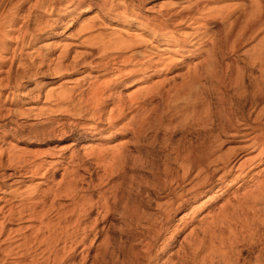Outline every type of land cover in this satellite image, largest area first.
Masks as SVG:
<instances>
[{
    "label": "bare ground",
    "instance_id": "6f19581e",
    "mask_svg": "<svg viewBox=\"0 0 264 264\" xmlns=\"http://www.w3.org/2000/svg\"><path fill=\"white\" fill-rule=\"evenodd\" d=\"M64 1L66 2L64 7H60L59 5L58 8L70 14L82 10V6H84L86 0ZM99 1H103L105 3L102 2L104 6ZM228 1H235L237 3L224 7L215 6L213 8L211 6V4H221ZM106 2L104 0L93 1L94 5L102 8L103 11L106 10L107 12L105 13L114 22L121 24L120 27H116L117 29H112L115 31H112V34L110 33L111 35L106 31L104 33H107V35H100L102 34L100 33L98 34L99 36L95 35L97 37H91L93 34H96L97 28L102 24L98 25L95 23L94 25L92 23L93 25H90L88 23L89 25H82L78 31L77 44H80H76L80 48L86 49L85 53H81L82 51L80 52L81 54L77 52L78 55L76 53V56L71 60L72 52L69 48L71 45L69 44V46L66 45L62 48L60 54L54 59L55 61L52 59L54 62L50 61V63L46 60L48 58L45 59L46 55H43V52H39L40 50L37 51L39 53V56H37L41 58L38 65V67L40 66V72L41 68L46 65L48 66V71L45 72H49L48 75L51 76L50 81H41L42 87L45 88V86L55 84L54 82L58 80H66L67 82V79L75 76L78 77V75H82L83 77H79L74 86H63V83L61 85L63 87L61 88L60 86L61 89H56L57 91L53 90L51 92L47 91V105L45 109H41L38 112L34 110L11 111L7 114V117L16 115L21 118L34 117L35 120L42 118L44 120H41L39 124L34 126L36 127L33 130L34 139L46 140L47 138L53 137V140L60 142L73 140L75 146V142L84 140L87 135L92 134L95 137H100L105 132H111L113 129L117 130L121 125H123L120 129L121 133L133 134L135 138H141L144 135L145 129H147V125L149 122L151 123V119L155 115H159L158 120H160V123L164 122H161V120H165V117L157 111L156 104L158 102L156 103V101L158 99L165 101L167 99L166 97L168 99L173 97L174 101L176 99V106L174 104L170 120L176 118V122L182 121V123L183 120H186L189 122L188 124H190V121L195 124L198 122L197 124L201 127L200 129H203L208 134V137L210 136L211 141L209 143L207 141L205 146L200 149L196 148L197 150L194 148L195 150L189 149L185 151L184 149H178V147L174 149L176 156L174 155L173 164L175 168L170 165V160L168 161L170 163L168 165V171H166H170L171 180H173L171 183L173 185L171 184L172 188L168 193L164 192V190V195L160 198L163 201L171 199L161 202L162 204L159 203L161 215H157L159 217L155 220L159 225H162V230L157 231L155 228H151L153 230H151L153 236L147 242L145 241V245L142 244L145 246L144 253L140 254L138 252L137 254L131 252L134 256L130 259L131 263L129 261V264H156V261L152 259L153 257L150 253L155 246L154 243L165 234V229H168L167 225L171 223L174 214L180 210L187 209L192 202H198L202 196H206L208 199L198 207L206 208L207 205L209 206L215 200L213 195L225 190L228 191L233 185L238 184L239 187H246L247 189L249 184L254 181L251 173L264 162V120H262L264 118V110L261 111V115L259 111V117L258 119L256 118L257 120L254 123L247 120V117L245 118L246 115L242 120H235L236 123L232 120V114L226 109L224 111L226 102H232V99L229 97L231 95L228 93L229 96H224V92H222L223 95H221L219 103L223 107V115L220 116V120H208L210 106L206 98L199 92L200 90H198L204 88L202 81L217 78L218 72L215 65L219 59H215V50L216 47L218 48L220 41L217 46L215 43L217 37L215 36L216 32L213 31L212 26L220 24H225V26L227 24L228 26L229 24V28L224 27L227 30L230 29L227 32L228 34L226 30L225 34L223 32V35H228L226 36L227 38H224L229 44L231 43L232 48L228 45L226 46L234 51L238 49L247 37L250 38L260 30H263L264 0H186V3L184 5L182 4L183 6L181 8H172L165 13L162 12L153 16L145 14L140 9L145 0H131L133 6H137L139 9L126 5L128 2L123 8L119 6L107 7L108 3L106 4ZM207 3L208 7H206L207 5L204 6ZM36 7H38V2ZM240 11L243 13L237 17ZM11 21L16 23L14 20ZM46 29L48 28L38 25L37 30L39 34L34 35L31 33L30 35L32 42H37L44 38L46 36L44 34L48 32ZM109 30L111 31V29ZM219 34L222 35V32ZM38 35L44 36L39 38L37 37ZM87 36L88 38H86ZM222 40H224L223 37ZM221 43L223 42L221 41ZM209 45L211 47L213 45V47L208 48ZM224 47L225 45H222L221 48L223 49ZM228 47L226 48L228 49ZM34 52L36 50L32 53ZM187 56H191L192 58L205 57V59L202 60V63L200 62L201 64L199 63L194 68L187 69L188 71L182 74V84L175 86L169 84L170 87L168 88L167 81H164L165 78H163L164 80L161 79L162 82L159 81V83L154 82L155 84H152L150 82L155 76L161 73L165 74L166 71L168 73L172 71L175 65L183 66L186 63ZM223 56L221 55L222 59ZM175 57L176 60H174ZM259 61L264 62V47L257 53L253 64L259 63ZM229 66L225 67L229 69ZM30 69L33 70V68ZM225 71L228 72V70ZM30 73L31 70L28 74ZM28 74H21L19 76L20 83H17L16 87L8 85L5 87V90H9L11 94H18L21 88H23V83L27 81L32 82L31 79L36 81L37 77H40L38 75L39 72ZM231 76V86L237 88L240 82L239 74L235 75L238 79L234 78L233 75ZM74 81L76 80H73L72 83ZM138 83L149 85L145 88L138 89L128 99L126 97L116 98V91L124 87L126 89L134 88ZM36 88L40 87L37 86ZM36 88H32L31 91L36 90ZM194 88L195 91L193 90L192 92ZM196 89L198 90V94H196ZM186 92H188L187 94L191 93L187 95L189 98L184 100L182 99V95ZM254 96L256 104L260 105L264 100V88L259 89ZM201 97L205 98L202 101L203 103L200 101L202 100ZM181 101H185V104H180ZM199 102L202 104L200 105ZM253 106L255 105L253 104ZM135 110L137 114L131 118V122L127 123L129 114L131 115ZM209 117L213 118L211 115ZM56 118L62 119L59 120ZM68 118L69 120L73 119V122L67 120ZM161 125L163 126V124L159 126ZM26 132L28 131L26 130ZM30 136L32 137V135ZM225 138L229 140H225ZM227 143H231L233 147H229L225 151ZM179 147L181 148V146ZM129 152L127 146H122L118 150L106 148L102 150L100 146H94L85 153L86 157H80L75 152L71 156L66 157L65 153L56 154L49 151L46 153V160L44 161L37 159L42 156L41 154L35 153V155H32L30 153V155L28 154L29 152L16 153L14 151L4 154L5 152H3L0 158V171L5 169L7 171L13 170V174L10 177L17 179L16 186L24 187V184L29 181L40 180L35 185L37 186L35 190H31L30 188L22 191L20 189L21 187H19L7 191L5 196L0 199V204H2L0 206V239L5 238L3 243L11 244L10 248L5 252V259L15 256L18 258V263L15 264H22V259L31 257L32 264H64L67 258L65 259V252H61V249H58L61 243H66L67 247L64 248L65 251L71 244L70 252L74 251L76 253V248L74 247L86 245L91 236L100 239L102 237V231H98V219L102 213L103 217L107 219L113 213L115 205L111 203L113 201L111 198H107L108 196L106 195V199L104 193L101 195L102 197L104 195L103 203L100 200L98 202L94 201L93 198H84L78 204L79 213L75 222V230L72 233L69 231L73 225L71 221L76 214L75 210L66 212L65 206L60 201L65 197L71 199H74L75 196L80 197L84 189L80 188V185L78 187V182L79 184L86 182L80 176V172L87 171L89 165L90 167L93 166L96 168V171L104 172V175L100 177L102 181L101 185H103L106 179L115 176L117 172L127 168L129 165L128 160H130ZM6 156L8 158L4 160ZM133 163L135 164L136 162ZM61 171L64 172L61 182L48 191H42V187L48 184L50 185L54 180V176H58ZM177 172L178 174L175 175ZM180 172L181 174H179ZM168 174L166 175L170 179V174L169 176ZM92 177L93 175L90 174V178ZM186 185L190 187L186 188ZM251 187L243 195L238 196L237 205L235 203L232 205L233 200L232 202L229 201L226 203L227 205H224L220 209L221 211H218L219 215L216 214L217 212L214 213L216 216H213V218L211 216L213 221L208 222L209 225L203 229L202 236H197L196 239L194 238L195 236H192L195 240H193L190 246L191 252L185 255L184 260L181 258L182 262L179 264H216L217 258L220 259L221 264H251L250 256L255 252L256 247L260 250V254L256 258L257 263L255 264H264V246L260 249L262 245L259 244L262 240L260 233L243 232L232 228L233 223L239 219L238 215H236L239 210H253L255 211L253 213L257 216V205L261 201L264 202V180ZM196 208L192 207V209H195L194 211H196ZM134 210L136 211V209H133V213ZM95 212H97L99 218L94 219V222L88 223V219ZM133 213L129 212L132 215ZM52 215L54 216L52 217ZM210 215L209 213L207 219ZM149 220L151 221L152 219L149 218ZM261 221L264 225V217L261 218ZM151 222H154V218ZM14 223H30L31 226L18 230L17 232L19 234L13 236L11 230H8L7 227ZM141 223L143 222L141 221ZM34 224L37 225L35 226ZM243 225V229L249 227L248 222ZM226 228L233 230L227 237L224 235ZM147 230L150 229L148 228ZM28 231H31V233H28ZM145 235L147 236V233ZM13 243H17L18 245L13 247ZM187 251L189 252V250L185 252ZM121 252L123 253V251ZM107 254L109 253L107 252ZM97 257L99 258L97 255L89 260L85 259L82 264H87L90 261L92 262L91 264L101 263L102 261L97 260Z\"/></svg>",
    "mask_w": 264,
    "mask_h": 264
},
{
    "label": "rangeland",
    "instance_id": "374dc122",
    "mask_svg": "<svg viewBox=\"0 0 264 264\" xmlns=\"http://www.w3.org/2000/svg\"><path fill=\"white\" fill-rule=\"evenodd\" d=\"M93 1L94 0H86L84 6H82V10L76 13L68 14L65 10L58 8L59 5L60 7H64V5L66 4L64 0H58V1L57 0H0V24H1L0 25V158L3 152H5L4 154L10 151H14L16 153L29 152L28 154L32 153V155L33 154L35 155V153L41 154L42 156L38 157L37 159H39L40 161H44L46 160L45 157L46 153L49 151L56 154L65 153L66 157L71 156L72 153L74 152L79 154L80 157H86L85 153L88 151V149L90 150V148L94 146L97 147L100 146L102 150L103 149L105 150V148L118 150V148L122 146H127L129 148V151L131 153L133 152L132 154L130 152L128 154L130 156L129 157L130 160H128L129 162L128 164L130 166L128 165L127 168L120 170L115 174V176L109 179L105 178L106 179L105 184L101 185L102 181L100 180L101 179L100 177L104 175V172L99 170L96 171V168H94L93 166L90 167L89 165L88 166L89 169L87 168L88 169L87 171L85 170L80 172V176H82V178L86 180V182L83 184H79L78 182V187L80 185V188L84 189L81 192L80 197L75 196L74 199L65 197L62 201H60V203L65 206L66 212L75 210L76 214L71 221L73 225L69 231L70 233H72L75 230L74 229L75 222L77 220V215L79 213L78 204H80V202L83 201L84 198L87 199L93 198V200L97 202L99 200L104 201V195L105 198L107 196H108L107 198H111V200L113 201H111L110 199L109 200L111 201V203L115 205L114 211L111 214L112 216L110 215V217L107 219L103 217V213H102L101 217L99 218L97 212H95L87 221L88 223H91L94 222V219L99 218L97 226H98V231H102V237L98 239V238H94V236H91L86 245L74 247L76 248V253L74 251L70 252L71 244L65 251L64 248L67 247L65 242L61 243L58 249H61V252H65V259L67 258V261H65L64 264H82L85 259L89 260L90 258H93L94 256L97 255L99 256V258L97 257V260L99 259L100 261H102L101 263L99 262V264H127V263L129 264V261L131 263L130 259L132 258V256H134L132 255V253L134 252L137 254L138 252L140 254L144 253L145 246L143 245H145L146 242L151 239L150 237L153 236L151 233L153 230L151 228H155V230L157 231L162 230V225L161 224L159 225V223L155 222V220L161 215L159 203L164 201H169L171 199L170 198L169 200L167 199L164 201L161 200L162 196L164 195V192L168 193V191L171 190L173 185V183H171L173 180H171L172 177L171 174L169 173L170 171L169 172L167 171L170 162H171L170 165H172L173 168H175V165L173 164L174 157L176 156L174 149H177V147L178 149H182V150L184 149L185 151L189 149L195 150L196 148L200 149L201 147L205 146L207 141L208 143L211 141L210 136L208 137V134L205 131H203V129H200L201 127H199V124H197L198 122L195 124L194 122L190 121V124H188L189 122L186 120L185 121L187 123L184 120L183 123L180 120H179L180 122H176L177 121L176 118L170 120V115L173 112L172 109H174L173 108L174 104L176 106V99L174 101L173 97L170 99L166 97L167 99H165V101L162 99H158L156 101V103L158 102L156 104L157 111L158 113L160 112L165 117V120H161V122L162 121L164 122L160 123V120H158L159 115H155L154 116L155 119H153L154 117L151 119V123L149 122V124L146 127L147 129H145L144 135L141 138L139 137L135 138L133 134L121 133L120 129L123 126L121 125L117 128V130L113 129L111 132H107V133L105 132L100 137L97 136L95 137L92 134L87 135L85 136L84 140L75 142V146L73 140L60 142L57 140H53L54 139L53 137H52L53 139L47 138L46 140L34 139L33 130H35L36 128L34 126L39 124L41 120H44L42 118L35 120L34 117L21 118L16 115L12 117H7V114L10 113L11 111L16 112L17 110H34L35 112H38L41 109H45L47 105L46 95L48 92H51L56 89L59 90L63 86H68V87L74 86L76 84L75 82L78 81L77 79H79V77L80 78L83 77L82 75H78V77L75 76L70 79H67V82L66 80H58L54 82L55 84H50L49 86H45V88L42 87L41 81H50L49 79L51 76L48 75L49 72H45L48 71V66L46 65L43 68H41L42 73L40 72L39 69L40 66L38 67V65L41 58L38 57L39 53L37 51L40 50L39 52H43L44 54L43 53L42 54L46 55L45 59L46 58L49 59V60L46 59L47 61L54 62L55 61L54 59H56L57 56L60 54L62 48H64L66 45L69 46L70 44L72 46V47L69 46L72 52L71 53L72 55L71 60H72L73 57L78 55V53H80L81 51H82L81 53L86 52V49L84 48L82 49V47L80 48V46H77L80 44V43L77 44L78 31L80 30L82 25L83 26L85 24L95 25V23H97L98 25L99 24L103 25V26L99 25V28H97L98 29L97 32H95L96 34H93L91 37H94L95 35H98L100 33H102L100 35L103 34L107 35V33L112 34V31L113 32L115 31L112 29L114 28L117 29L116 27L121 26L120 23L114 22L112 18L109 17L107 13H105L107 12L106 10L103 11L102 8H100L97 5H94ZM104 1H107L106 2V4L108 3L107 7L119 6L123 8V6L128 2L126 5L137 8V6H133L131 0H104ZM37 2H38V7H36ZM102 2L103 1H99L100 4ZM185 3L186 0H145L143 6L140 7V9H142L145 14L153 16L158 13H162V12L165 13L168 10H171L172 8L173 9L174 8L176 9V7L181 8ZM234 3L237 2L228 1L221 4H211V6L213 8L215 6L224 7L228 5H234ZM104 4L102 6H104ZM204 6L208 7V3L205 4ZM241 13L243 12L240 11L239 14H237V17L241 16L240 15ZM104 14H106L105 15L106 17L104 16ZM11 20H14L16 23L12 22ZM38 25H42L45 28H48L46 29L48 30V32L44 34L46 36L41 40L37 42H32V38L30 35L31 33H33L34 35H37V33L39 34L37 30ZM224 27L229 28V24L228 26L227 24L226 26L225 24L212 26L213 31L216 32L215 36L217 37L215 43L217 44V46L220 41L219 44L220 47L219 46L218 48L216 47L215 50V56L216 57L218 56V58L215 57V59L217 60L219 59L218 61H216L217 66L215 65V67H217L216 70L218 72L217 78L202 81V84L203 83L205 84L202 85L204 88L203 89L200 88L198 90H200L199 92L202 93L203 97H205L209 103L208 105L210 107L209 106L208 107L210 111H208V115L210 113V115L213 116V118L209 117L210 116L209 115L208 120H220V116L223 115V112L226 109L228 112L232 114V120H234V122L238 120H242L243 117L246 115L245 118L247 117L246 118L247 120H250L252 123H254L255 120L258 119L259 114L260 115L262 114L261 111L264 110L263 109L264 100L259 105L256 104L254 98L255 97L254 94L258 92L259 89L261 90V88L262 89L264 88V62L262 63V61H259V63L253 64L255 62V57L257 53L260 52L261 48L263 49L264 47V28H262L263 30H260L256 35L250 38L247 37L246 40H244V42H242V44L238 47V49L233 51V49H229V47H231V43L229 44L227 41H225L224 38L228 36L227 32L230 29L227 30ZM262 27H264V25ZM109 29H111V31ZM219 29L222 31H220ZM106 31L107 33H104ZM225 31L227 34L224 36L223 32L225 34ZM221 32L222 35L219 34ZM44 35H38L37 37L40 38ZM222 37L224 40H222ZM86 38H88V36ZM221 41L223 43H221ZM225 42L226 44H224ZM221 44L223 46L225 45L223 49L221 48L222 47ZM226 45H228L229 47ZM209 47L212 48L213 45L212 47L211 45H209L208 48ZM226 47H228V49ZM34 50H36V52L32 53ZM221 55L222 56L224 55L227 58L225 57L226 58L225 59L223 56L222 59ZM36 57L37 59H35ZM52 59L54 61H52ZM204 59L205 57L192 58L191 56H187L185 61L186 63L183 66L175 65L172 71H169V73L168 71H166L167 73L165 72V74L161 73L157 75L158 77L155 76L154 79L152 78L150 82L152 84L159 83V81L162 82L161 79L164 80L163 78H165L164 81H167L168 88L170 87L169 84H171L172 86L180 85L183 82L182 74H185L188 71L187 69L191 67L194 68L200 62L202 63V60ZM174 60H176V57L174 58ZM218 62L219 64H217ZM33 64H35L37 67ZM225 66H229L228 67L229 69H227V67ZM30 68H33V70ZM30 70H31L30 74L39 72L38 75L40 77L39 78L37 77V79L34 78L36 79V81L31 79L32 82L27 81L25 82L26 84L22 82L23 88H21L18 94H11L9 90H5V87H7L8 85H12L16 87V84L20 83L19 76L21 74L27 75L30 72ZM225 70H228V72ZM237 74H239L238 77L240 79V82H239V86L237 85L238 87L236 86L237 88H235L234 86H231V77H232L231 75H233L234 78H237L235 76ZM73 80L76 81L72 83ZM151 83L150 85H152ZM62 84L63 86H61ZM141 85L142 84L138 83V85L135 86L134 88L126 89L124 87L119 89L118 91H116V98L126 97V99H128V97L132 93L138 91V89H142V87L143 88L147 87L149 84H143L142 86ZM37 86H39L40 88H36ZM32 88L33 89L36 88V90L31 91ZM195 88L192 89V92L193 90L195 91ZM198 90L196 89V94H198ZM222 92H224L223 93L224 96H227L229 93V95L231 96L229 95L228 96L232 99V102H226L224 111H223V107H221L219 103L220 97L221 95H223ZM187 93L188 92L184 94L186 95L185 97L184 95H182L183 97L181 96L182 99L186 100L187 98H189V96L187 95H189L191 92L189 94ZM237 94L238 96H236ZM192 98L190 99L192 100ZM205 98H202V100L200 101L202 102L203 100H205ZM202 103L199 102L200 105ZM180 104L184 105L185 101H181ZM253 104L255 106H253ZM253 109L255 112L252 111ZM166 111L167 112L169 111L168 112L169 115L167 114ZM136 114H137L136 110L135 112L133 111L131 115L129 114V120L127 121V123L131 122V118ZM161 114L160 116H162ZM56 119L60 120L62 118H56ZM168 119L170 120V122ZM67 120H69V118ZM262 120H264V118H262ZM69 121L73 122V119ZM165 122L167 123L166 125ZM160 124H163V126L162 125L159 126ZM30 128H32L31 129L32 132ZM214 128L216 129L215 126ZM26 130L28 132H26ZM30 135H32V137ZM225 140H229V139L225 138ZM38 143H44V144H38ZM177 145L181 146V148ZM225 147H226L225 149L226 151L227 148L233 147V145L231 143L229 144L227 143ZM170 153L171 154L173 153L172 154L173 156ZM7 158L8 157L6 156L4 160H7ZM169 160L170 162L168 163ZM133 162L136 163L134 164ZM122 171L123 173H121ZM63 173L64 172L61 171L58 176H54L53 178L54 180L51 182V184L43 186L42 191H48L50 188L55 187L56 184L61 182ZM168 173L170 174L169 177L170 179H168L166 175ZM11 174H13V170L7 171L5 169L0 171V199L5 196L7 191H11L12 189L21 187L15 185L17 179L10 177ZM90 174L93 175L92 178H90ZM176 174H178V172L175 173V175ZM179 174H181V172ZM116 175L117 176L119 175L120 177L118 176L117 178ZM251 177H254V181H252L249 184V187H247V189L246 187L243 188L239 187L238 184L233 185V187L230 188L228 191L225 190L226 192L222 191L221 193H216V195H213L215 197V200L211 202L209 206L207 205L206 208L198 207L201 206V204H203L204 201L208 199L206 198V196H202L198 200V202H192L187 209L180 210L176 214H174L171 223L167 225L168 229H165V234L163 235L162 238L156 241V243H154L155 246L150 253V255L153 257L152 259L156 261V264H175V263L179 264L180 262H182V260L185 259V255L191 252L190 246L192 245L193 240H195L197 236H202L203 229L209 225L208 222L213 221V219H211V216L212 218L213 216H216L214 213L217 212L216 214H218L219 213L218 211H221L220 209L224 205H227L226 203H228L229 201L232 202L233 200L232 205H234V203L237 205L238 196L243 195V193L248 191V188L250 189L252 188L251 186L264 180V162L261 165H259L255 169V171L251 173ZM39 181L40 180H34L32 182L29 181L26 184H24L25 185L24 187H21L20 189L22 191L28 190L30 188L31 190L32 189L35 190L37 187L35 185L39 183ZM114 187L116 188L114 189ZM189 187L190 186L186 185V188ZM103 193L104 195L102 197L101 195ZM1 205L2 204H0V206ZM192 207L195 208L197 207L196 211H194L195 209H192ZM133 209H136V211L134 210V213H133ZM256 211H257V216H255V213H253L255 212L253 210L250 211L249 209H246L245 211L239 210V212H237L236 214L238 215L239 219H237L236 222L233 223L232 228L236 230L238 229L239 231H243V232L249 231V233H257V234L260 233V235L262 236V240L259 243L260 245H262L260 247L261 249L264 246V225L261 221V218L264 217V202L261 201L258 203ZM129 212L133 213V215L138 214L139 216L138 215L133 216L132 214H129ZM127 213L129 214V216H127L128 215ZM209 213L211 215L207 219ZM147 215L150 216L149 218L152 220L154 218V222H151L152 220L150 221ZM53 216L54 215H52V217ZM128 217L131 219H129ZM141 221L143 223L140 224ZM247 222L249 227L243 229L244 226L243 224ZM151 223H153L152 224L153 227ZM34 225L36 226L37 224ZM27 226H31V224L14 223L8 225L7 229L11 230L12 235L15 236L19 234L17 232L18 230L25 228ZM148 228L150 230H147ZM225 230L226 231H224L225 232L224 235H226V237L229 236L230 232L233 231L228 228H226ZM28 233H31V231L30 232L28 231ZM146 233L147 236L145 235ZM192 236L193 237L195 236L194 237L195 239ZM144 237L146 240L144 239ZM4 239L5 238L0 239V264L18 263L17 261L18 258H16L15 256L11 258L7 257V259H5L6 258L5 252L10 248L11 244L3 243ZM140 240L141 241L143 240V242H141ZM17 245H18L17 243L16 244L13 243V247ZM184 249L185 251L189 250V252L188 251L185 252ZM104 250L106 253L104 252ZM214 250H216V248H214ZM121 251H123V253ZM254 251H253L254 253L250 256V260L252 261L251 264L253 262H254L253 264L257 263L256 258L260 254V250H258L257 247L255 248ZM107 252L109 254H107ZM124 255L126 256V258ZM181 258L183 259L181 260ZM217 260H216V264H221V262L219 261L220 259L217 258ZM21 261L22 264H32L31 257L22 259ZM91 263L92 262L90 261L87 264H91Z\"/></svg>",
    "mask_w": 264,
    "mask_h": 264
}]
</instances>
